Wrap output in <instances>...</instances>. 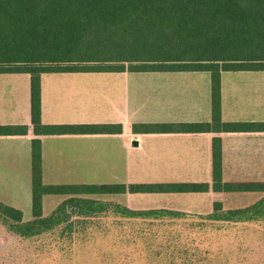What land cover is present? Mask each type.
I'll use <instances>...</instances> for the list:
<instances>
[{
	"label": "crops",
	"instance_id": "0c3cea01",
	"mask_svg": "<svg viewBox=\"0 0 264 264\" xmlns=\"http://www.w3.org/2000/svg\"><path fill=\"white\" fill-rule=\"evenodd\" d=\"M220 97L221 123L244 126L240 130L134 134L133 125H211L210 74H43V126L114 128L100 134L35 137L29 75L0 74V127H27L25 136H0V171L21 163L31 174V141L39 139L44 186L125 187L123 193L75 198L105 204L107 216L121 221L123 228L141 221L159 226L167 221H177L176 226H185L182 220L198 226L217 222L208 218L248 208L260 198L257 193L213 189L212 142L220 141L222 184H264V72H221ZM136 185H206L207 190L131 193L129 186ZM57 197L63 203L75 196ZM143 212L154 216H133Z\"/></svg>",
	"mask_w": 264,
	"mask_h": 264
},
{
	"label": "trees",
	"instance_id": "16d2710c",
	"mask_svg": "<svg viewBox=\"0 0 264 264\" xmlns=\"http://www.w3.org/2000/svg\"><path fill=\"white\" fill-rule=\"evenodd\" d=\"M123 72H208L211 77V125L167 129L159 125H133L134 134L240 130L244 126L221 123L220 74L264 72V0H0V74L29 75L35 137L100 134L114 128L43 126L41 75ZM26 133V126L0 127V136H25ZM212 178L215 190L262 196L248 208L211 215L209 220L240 222L264 213V184L221 183L219 139L212 142ZM128 190L131 193H186L204 192L207 186L136 185L129 186ZM123 192L124 186H44L41 143L34 139L31 141L32 223L23 224V214L17 209L0 204V212L21 225L17 227L21 234L34 236L37 225L48 224L42 217L43 196ZM63 204L64 211L73 207L80 214L105 209L103 203L75 198ZM133 216L144 219L153 217L154 213Z\"/></svg>",
	"mask_w": 264,
	"mask_h": 264
},
{
	"label": "rangeland",
	"instance_id": "374dc122",
	"mask_svg": "<svg viewBox=\"0 0 264 264\" xmlns=\"http://www.w3.org/2000/svg\"><path fill=\"white\" fill-rule=\"evenodd\" d=\"M27 169L19 163L0 171V204L21 211L23 224L32 223ZM57 198L45 196L48 224L37 225L34 236L0 212V264H264V213L240 222L141 221L123 228L104 210L64 211Z\"/></svg>",
	"mask_w": 264,
	"mask_h": 264
}]
</instances>
